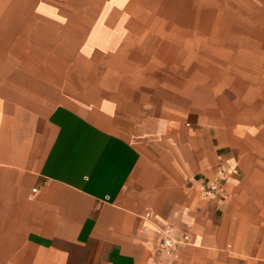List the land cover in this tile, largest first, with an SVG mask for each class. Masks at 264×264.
I'll return each instance as SVG.
<instances>
[{"label":"crops","instance_id":"crops-1","mask_svg":"<svg viewBox=\"0 0 264 264\" xmlns=\"http://www.w3.org/2000/svg\"><path fill=\"white\" fill-rule=\"evenodd\" d=\"M174 1L0 0V264H264V0Z\"/></svg>","mask_w":264,"mask_h":264},{"label":"built area","instance_id":"built-area-1","mask_svg":"<svg viewBox=\"0 0 264 264\" xmlns=\"http://www.w3.org/2000/svg\"><path fill=\"white\" fill-rule=\"evenodd\" d=\"M235 172V169H232ZM228 170L218 163L214 169V177L211 181H200L198 186L205 197L219 201L225 197L224 184ZM189 239L187 234L182 238H176L171 232L170 228L165 227L161 229V247L168 253H174L178 244L183 243Z\"/></svg>","mask_w":264,"mask_h":264},{"label":"rangeland","instance_id":"rangeland-1","mask_svg":"<svg viewBox=\"0 0 264 264\" xmlns=\"http://www.w3.org/2000/svg\"><path fill=\"white\" fill-rule=\"evenodd\" d=\"M147 3L149 5H155V7L152 6L153 8H147L146 14L159 15V14H167V13H170V12H172V14H175L176 8L168 6L169 4H174L175 3L174 0H171V3L169 2V0H147ZM161 3L164 4L163 7H160ZM183 15L184 16H191L192 15L191 9L190 8L189 9H184Z\"/></svg>","mask_w":264,"mask_h":264}]
</instances>
